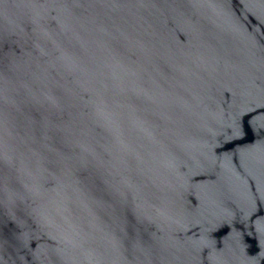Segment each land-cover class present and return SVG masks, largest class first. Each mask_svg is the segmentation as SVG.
I'll list each match as a JSON object with an SVG mask.
<instances>
[{
  "label": "water",
  "instance_id": "water-1",
  "mask_svg": "<svg viewBox=\"0 0 264 264\" xmlns=\"http://www.w3.org/2000/svg\"><path fill=\"white\" fill-rule=\"evenodd\" d=\"M0 264H264V0H0Z\"/></svg>",
  "mask_w": 264,
  "mask_h": 264
}]
</instances>
